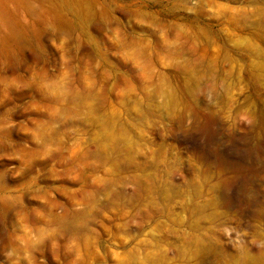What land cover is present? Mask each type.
Returning a JSON list of instances; mask_svg holds the SVG:
<instances>
[{"label": "rangeland", "instance_id": "obj_1", "mask_svg": "<svg viewBox=\"0 0 264 264\" xmlns=\"http://www.w3.org/2000/svg\"><path fill=\"white\" fill-rule=\"evenodd\" d=\"M132 16L150 28L111 33L123 61L135 65L128 71L109 58L108 48L100 50L97 37L113 21L126 23ZM49 30L75 31L106 65L102 95L87 93L80 100L90 122L85 151L97 165L89 168L92 181L81 188L79 182L37 179L32 189L38 192L42 184L59 212L82 208L74 213L77 222L96 229L103 253L92 249L90 257L86 251L83 264L90 258L94 264H264V255L254 256L257 250L250 251L240 231L245 208L264 212V106L247 125L233 103L237 88L246 93L253 84L264 87V0H0L5 88L22 82L14 68L36 54V37ZM157 35L167 50L158 62L144 55ZM44 43L55 51L47 39ZM94 58L85 57L93 77ZM172 77L182 80L183 90L180 103L163 104V139L110 147L114 121L105 113L120 123L126 124L124 117L135 122L133 106L140 111V99L157 86L171 90L166 81ZM87 82L95 86L97 79ZM50 88L60 95L69 91L63 82ZM13 112L0 109V153L9 156L22 139L11 128ZM72 124L60 129L52 124L50 131L58 138ZM20 166V160H0V210L17 207L22 190L10 177ZM23 201L26 208L44 207L27 193ZM257 229L264 236V223Z\"/></svg>", "mask_w": 264, "mask_h": 264}, {"label": "clouds", "instance_id": "obj_2", "mask_svg": "<svg viewBox=\"0 0 264 264\" xmlns=\"http://www.w3.org/2000/svg\"><path fill=\"white\" fill-rule=\"evenodd\" d=\"M149 2L155 3V0ZM149 28V24L141 23L135 16L126 23L113 21L101 30L97 43L101 51L104 48L110 50L109 58H114V62L123 64L128 71H135V65L127 64L119 55L120 45L112 39L111 33L120 29L131 35ZM154 38L156 45L146 48L144 55L145 58L158 62L159 53H166L167 50L159 42L158 35ZM45 39L54 52L46 46ZM34 47L36 54H30L31 59H24L14 68L15 74L22 81L20 84L5 88L4 77L7 73L0 64V109L3 112L14 110L17 120L11 124V128L22 137L14 149L16 154L9 156L0 153V160L21 161L20 169L12 173L10 178L18 180L22 190L14 210H0V264H49L46 253L52 256L55 264H83L86 251L90 257L92 249H96L100 256L103 253H99V234L96 229L89 224L77 222L74 213L82 208H74L73 212H59L52 203L54 195L46 193L42 184L40 191L33 192L32 189L36 187L33 181L37 179L79 182L81 188L92 181L94 172L89 171V168L97 165L95 161L88 160V153L85 151L89 144L85 128L90 122L82 115L86 108L80 100L87 93L102 95L100 80L104 78L103 68L106 65L102 63V59L94 58L91 49L83 47L79 34L75 31L49 30L36 37ZM89 56L95 59L90 65L92 72L97 74L95 77L88 71L89 61L85 57ZM93 78L97 79L95 86L87 82ZM54 82H63L68 93L60 95L53 92L50 85ZM166 82L171 90L157 86L147 99H140V111L137 112L136 106H133L132 111L136 112L135 122L127 121L124 117L126 124L120 123L119 117L105 113L114 121L115 139L110 142V147L127 148L135 143L163 139L160 126L162 122H166L167 115L163 104L167 102L171 107L180 103L183 90L182 80L172 77ZM153 84H156V80ZM237 85L239 86V77ZM161 94L165 98L163 101L160 100ZM233 103L240 122L252 124L264 106V87L253 84L246 93L239 92L237 88ZM69 121H73V124L59 133L58 138H54L50 126L55 124L56 129H60L62 125H68ZM25 128L27 131H24ZM103 166L107 167V162ZM15 167L12 165L7 171L11 173ZM7 179L9 177L5 176V180ZM25 193L43 205V209L24 207ZM257 209L243 210L240 231L247 237L250 251L253 248L257 250L253 255L261 256L264 255V236L259 233L257 224L264 223V212ZM85 228L88 229L87 233L83 231ZM89 264H94V259L90 258Z\"/></svg>", "mask_w": 264, "mask_h": 264}]
</instances>
